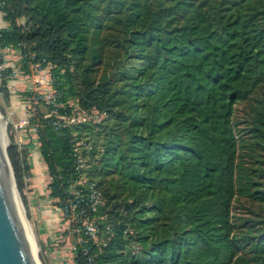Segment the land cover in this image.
<instances>
[{
  "label": "trees",
  "instance_id": "trees-1",
  "mask_svg": "<svg viewBox=\"0 0 264 264\" xmlns=\"http://www.w3.org/2000/svg\"><path fill=\"white\" fill-rule=\"evenodd\" d=\"M0 8L8 22L0 46L19 48L26 70L46 57L59 112L101 115L56 126L52 113L39 133L52 196L63 198L82 172L102 191L92 264H264V214L249 207L264 208V97L248 127L234 118L237 102L264 87V0H0ZM250 137L257 150L239 157ZM8 154L23 190L26 148L12 143ZM83 246L76 264H90Z\"/></svg>",
  "mask_w": 264,
  "mask_h": 264
},
{
  "label": "built area",
  "instance_id": "built-area-1",
  "mask_svg": "<svg viewBox=\"0 0 264 264\" xmlns=\"http://www.w3.org/2000/svg\"><path fill=\"white\" fill-rule=\"evenodd\" d=\"M31 56H34V53H32ZM22 57V51L14 45L0 46V91L3 88L8 90L14 87L17 80L22 78V76H26L31 85L29 93L24 97V100L28 102L26 116L18 121L17 126L20 128L24 125L28 126V131L40 137L39 133L42 122L47 120L52 113H55L57 117V119L52 121L56 126L62 124L63 121H65V123L76 122L77 120L86 118L85 114L78 109H73V111L68 114H61L59 112L61 103L56 100L59 93L54 85L57 75L53 73L51 68L52 64L47 61L46 57H42V59L38 61H30L28 70L24 67ZM17 58H20V60L14 63ZM43 62H46V64L43 65ZM45 86H48L50 89H46ZM42 103L52 105L51 110L42 112L40 109V104ZM77 117L79 118L76 119ZM18 137L20 139L18 138V140H16L18 143L17 145L24 148L23 131L19 133ZM75 163L77 164L76 168L79 169L86 165L85 157L81 150H79L77 154ZM30 176L31 172L28 171L25 176V181L29 180ZM53 179L54 174L50 172L46 163V184L49 188L51 200H54L55 206L60 209L63 216L66 218L67 232L76 237V241L70 245L71 251L76 257L77 242H82L84 244L82 247L83 253L88 255V260L90 264H92L93 256L90 254L89 241H96L98 239V226L96 223L95 211H97L98 207L103 203L102 191L98 182L85 172L79 173L75 179H68L71 183L70 188L66 190L67 193L65 196L60 198L59 195L52 196L50 194L51 188L49 184Z\"/></svg>",
  "mask_w": 264,
  "mask_h": 264
},
{
  "label": "rangeland",
  "instance_id": "rangeland-1",
  "mask_svg": "<svg viewBox=\"0 0 264 264\" xmlns=\"http://www.w3.org/2000/svg\"><path fill=\"white\" fill-rule=\"evenodd\" d=\"M20 60V58H17L14 63H16V61ZM74 67V66H73ZM29 80L26 76H22V78L17 80V83L14 87H12L11 89H2L0 91V104L5 108V117L7 119V132H8V136H9V140L10 142V135H14L16 137V140H18V136L20 131H23V140H27L26 137H32L33 133H31L28 128V126H23V127H19L17 126V123L19 120H21V118L26 116L27 113V108H28V102L26 100H24V97L27 95L21 93V91L24 90H28L29 93V89H31V85L29 84ZM46 89H50L48 86H45ZM6 92V93H5ZM261 97H264V87L259 88L254 94L253 96L248 99V100H242L240 102H237L236 104V109H235V114H234V118L235 120H237L239 122L238 127L240 129H244L246 127H248L250 125V119L253 116V114L256 112V107H258V105L260 104V102L262 101ZM70 103H73V100H70ZM49 106L46 103H42L40 104V109L42 112H47L48 111ZM81 112H83L85 114V117H89L90 119L93 118H97V117H101L100 113L98 112V109L93 108L91 111H86V110H80ZM79 117H77L76 119H78ZM81 120V119H80ZM79 121V120H77ZM76 121V122H77ZM22 129V130H20ZM243 137L248 138V135L246 133L243 134ZM20 139V138H19ZM243 145H241L239 147V157H245L248 158L249 155L248 153L252 152V151H256L257 150V146L255 144V140L254 137H250L247 140H243ZM22 147V146H20ZM23 149V148H22ZM263 156H264V152H263ZM238 157V158H239ZM90 160V157L88 158ZM14 169V168H13ZM15 172V171H14ZM15 180H16V184L18 187V181H17V177L15 174ZM45 183V194L47 196L46 199H41V202L43 204L46 205H50L53 208V212L49 213L48 215H44L43 221L46 222L45 225L47 224H51V231L53 232H57L60 231L61 234L63 231H67L66 226H67V220L66 218L63 216V214L61 213L60 209L55 206V203L51 200V196L49 195V188L48 185L46 184V178L44 180ZM25 188V187H24ZM18 193H19V197L21 198V203L20 206L22 208V210L24 209V216L26 221L29 223V227L33 233V237L36 240V243L39 247L38 253H39V257L41 259V264H44L43 259H42V249H41V239H40V235L38 233V229L36 226V219H38L37 217V211L34 212L33 210H29V206L27 205V196L24 194V189L20 190L18 187ZM23 195H25V199L26 201H24V197ZM19 199V198H18ZM242 198H237L235 200V207L240 206V202H241ZM244 199V198H243ZM246 202H248L246 199H244ZM249 207H253L256 211H260L264 214V208L257 205L255 202L249 200ZM20 202V200H19ZM23 202V204H22ZM39 202V203H41ZM41 203V204H42ZM57 204V203H56ZM33 207L35 205H32ZM35 209V208H34ZM33 216H36V219L33 218ZM39 217L42 218V216L39 215ZM98 219V216H96V221ZM39 221V220H38ZM37 221V222H38ZM60 234V233H59ZM56 236L54 239H56L57 241H63L62 239V235ZM71 244L72 245L75 242L76 237L71 235ZM105 234L101 235V239H104ZM42 238V236H41ZM43 239V238H42ZM98 239H100V234L98 235ZM34 249L36 250V254H37V248L35 246V241H34ZM70 255L74 258V260L76 261V257L74 255V253H69L68 259L70 258ZM76 264V263H75Z\"/></svg>",
  "mask_w": 264,
  "mask_h": 264
},
{
  "label": "crops",
  "instance_id": "crops-1",
  "mask_svg": "<svg viewBox=\"0 0 264 264\" xmlns=\"http://www.w3.org/2000/svg\"><path fill=\"white\" fill-rule=\"evenodd\" d=\"M6 25H8V22L4 17V12L0 8V27ZM21 93L26 94L28 93V90L21 91ZM20 133H22V131H20ZM25 138H27V140H24L23 143L27 151L28 163L30 165L29 171L31 172V176L29 180L26 181L24 194L27 196V205L29 206V210H33L34 212L37 211L38 219H36V216H33V218L36 219V226L41 239V256L43 262L44 264H75L76 261L71 255V259H68L69 253H72L70 248V236L72 234H69L67 231H63L62 234L60 231L52 233V229L50 227L51 224L45 225L46 222L43 221V219L46 218H43L44 215H48L49 213L53 212L52 206L49 204H43L41 202V199H46L45 196H47L45 194L46 186L44 183L46 178V163L42 154L39 137L33 134L32 137L25 136ZM32 205L35 206L33 207ZM39 215L42 216V218L39 217ZM59 233L62 235L61 240L63 241H57L54 239L56 236L60 235Z\"/></svg>",
  "mask_w": 264,
  "mask_h": 264
},
{
  "label": "water",
  "instance_id": "water-1",
  "mask_svg": "<svg viewBox=\"0 0 264 264\" xmlns=\"http://www.w3.org/2000/svg\"><path fill=\"white\" fill-rule=\"evenodd\" d=\"M0 108L4 118H6L5 108L1 104ZM5 121L3 138L7 141L5 148L7 161L0 149V264H39L34 257L20 214L16 196L19 197L18 187L8 154L9 146L12 143L16 145L18 143L10 142L7 132V120ZM19 199L21 203V198L19 197ZM37 256L41 264L39 253Z\"/></svg>",
  "mask_w": 264,
  "mask_h": 264
},
{
  "label": "bare ground",
  "instance_id": "bare-ground-1",
  "mask_svg": "<svg viewBox=\"0 0 264 264\" xmlns=\"http://www.w3.org/2000/svg\"><path fill=\"white\" fill-rule=\"evenodd\" d=\"M5 120H7V119L4 118V115H3L2 111H1V108H0V149H1V151H2V153L4 155V157H5V159L7 161L6 152H5V148H6V145H7V141L3 138L4 137L3 135L5 134V122H6ZM8 165H9V163H8ZM16 196H17V199H18L19 198L18 195H16ZM19 200L20 199H18V204H19L18 206H19L20 214H21L22 219H23V222H24V226H25V229H26V234H27L28 240L30 242V245H31V248H32L34 257L36 258V260L40 264L39 259H38V256H37L39 247H38V245L36 243V240L33 237V233H32V231H31V229H30V227L28 225L29 223L25 219L24 209L22 210L23 207L21 208ZM34 241H35V246L37 248V254H36V250L34 249Z\"/></svg>",
  "mask_w": 264,
  "mask_h": 264
}]
</instances>
